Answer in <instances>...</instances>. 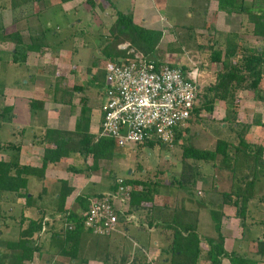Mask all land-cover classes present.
Masks as SVG:
<instances>
[{
	"label": "rangeland",
	"instance_id": "1",
	"mask_svg": "<svg viewBox=\"0 0 264 264\" xmlns=\"http://www.w3.org/2000/svg\"><path fill=\"white\" fill-rule=\"evenodd\" d=\"M33 1L39 0H25L23 3H17V0H0V151L4 152H7L10 140H14L12 135L15 126L27 121L25 119L28 117L27 110L31 109L30 100L37 101L40 106L38 112L40 109H49L46 111L47 116L59 120L64 118L61 122H68L69 116L80 114L83 106L99 109L105 103L104 67L109 57L105 55L103 49L107 44H113L114 39L109 33L113 21L109 16L112 15L114 19L115 11L109 9V15L106 16L103 12L98 15L93 12L87 14L88 12L85 11L81 15L79 13L81 18L75 28L76 36H69L66 31L58 33L59 35L49 32L41 36L29 30L30 35L17 33L20 36L18 41L11 36L15 33L12 24L24 15L23 10L32 14L31 5H35ZM244 2L247 5L259 2L263 6L264 0H244ZM208 3L205 11L202 9L203 12H207V17L187 18L188 21L184 17L181 18L183 10L181 13L176 10L173 2L170 7H166L163 12L165 19L176 16L181 26L164 25L160 29L162 38L155 51L149 55L161 61L179 64L188 72L196 71V81L200 87L197 111H194L187 126L181 130L177 141L170 145L152 141L145 144L118 146L114 149L112 164H120L116 173L122 177L129 176L126 178L139 180L146 188L151 187L154 191L152 197L157 195L159 201L164 198L165 205L169 204V200L173 206L178 205L180 196L187 200L189 192L192 194L189 196H192L191 202L194 204H197L198 199L206 200V196L214 198L217 192L219 201L226 206L227 211L223 214L229 223L234 222L236 232L243 234L245 229L243 221L253 220L251 224L254 226L249 231L257 239L264 231V155L257 160L252 155L255 153L253 152L255 146H264V129L254 124L257 119L264 122V63L261 66L262 78L258 87V98L249 90L248 93L245 92L246 97L244 95L240 98L238 92L245 88V85L239 88L234 82L226 99L214 97V91L209 87L216 83L217 73L226 70L222 61L213 60L212 54L215 51H221L222 60L227 48L239 43L241 48L235 57L236 60H240L241 54L250 53L249 49L261 48L260 50L264 52V37L253 33V24L247 14L219 12L215 0ZM77 18L78 16H75L74 20L76 21ZM72 37H77V47L76 45L72 47L70 44ZM31 42L41 43L44 50L40 54L30 53L27 60L26 58L24 60L22 53ZM116 48H121L125 52L131 49L127 42L119 43ZM31 95L42 97L43 100L29 97ZM14 101H16L17 118L13 120ZM5 106L12 108L8 112H3ZM37 118V122L41 120L39 115ZM247 123L251 125L243 133ZM72 125L73 123L71 127ZM29 133L30 130L27 134ZM69 133L71 135H68L73 137L75 131ZM244 136L253 146L248 152L251 157L245 156V160L240 164L242 159L238 158L235 161V151L238 149L236 147L240 137ZM220 139L229 143L226 152L230 158L229 163L235 169L225 168L224 157L221 155H218L215 162L183 156V149L187 145L213 150ZM4 152L1 154H5ZM6 156L2 158H7ZM116 173L113 171L114 178ZM239 178L242 184L253 181L250 188L251 197L244 217L238 216L237 208L232 203L235 199L234 195L229 198L222 196L223 193H229L234 189ZM182 184H184L183 188L180 187ZM137 185L139 184L133 187ZM185 186L189 188L185 189ZM175 196L177 199H174ZM14 199V194L7 195L5 192L0 194V229L3 241L18 238L19 226L15 218H18L19 207L17 202L12 204ZM10 202L13 215L9 218L7 209ZM191 212L193 214L184 216H190L192 220L195 211ZM26 214L32 215L31 212ZM248 229L246 228L245 235L249 236ZM213 236L216 239L217 233L215 232ZM207 248L208 244L203 243V253ZM2 250L9 252L4 248ZM145 263L147 264L148 261Z\"/></svg>",
	"mask_w": 264,
	"mask_h": 264
},
{
	"label": "crops",
	"instance_id": "2",
	"mask_svg": "<svg viewBox=\"0 0 264 264\" xmlns=\"http://www.w3.org/2000/svg\"><path fill=\"white\" fill-rule=\"evenodd\" d=\"M24 1L17 0V3H23ZM208 1L211 2V0H39L33 1L35 5H31L32 12L30 13L32 14L23 10L24 15L21 16L22 18L20 17L21 21L19 19L16 23L14 22L12 27L14 32L19 34L27 33V35H30L29 30H32L41 36L49 32L53 35H59L58 33L66 31L69 36H76L75 28L79 25V19L81 18L79 13L81 15V13L88 12L87 14H89L93 12L98 15L103 12L106 16L109 15L110 9L115 11L114 19L112 15L109 16L113 23L116 19V12L119 11L125 15H130L135 24L144 28L160 30L164 25L169 27L181 26L176 16L167 17L166 19L163 16L164 9L170 7L172 2L174 8L180 13L183 10L181 18L184 17L187 20V18L207 17V12L203 11L206 9L205 6L209 4ZM215 3L217 5V0H215ZM218 11L221 10L218 9ZM202 13L203 15H201ZM72 15L73 17H71ZM75 16H78L76 21L74 20ZM76 39L77 37L70 39L72 47L74 45L77 47ZM37 44L39 45L38 49L26 52V60L30 53L40 54L44 50L41 43L38 42ZM234 47L235 53L238 55V50L241 48L239 43ZM250 50L252 51V49H249V52ZM242 55L239 56L242 57ZM119 57L122 56L117 58ZM224 58L222 55V60ZM236 59L234 56L232 60L235 61ZM193 72L196 73V71ZM246 73L244 72V74ZM245 92L248 93L247 88L241 89L238 96L242 98L245 95L246 97ZM34 96L29 97L43 100L42 97ZM253 97L251 98L253 99ZM102 106L99 109L88 106L90 114L87 129L82 125L83 130H80L81 133L75 132L74 136L70 137L69 132L76 131L75 125L79 114L76 113L78 116L76 114H74L75 116H69L68 122H61L64 118L59 120L55 117L54 119L53 116H47L46 111L49 109H40L38 112L40 106L37 105L35 109L27 110L26 122L24 121L23 124L15 126L12 135L14 140H10L7 152L0 151V154L1 152L5 153L0 155V160L12 161L20 166H29L36 170V172L21 174L26 179V188L20 189L19 193L0 191V194L5 192L7 195H15L12 204L17 202L19 207L18 218H15L18 226L20 225L21 215L26 218L43 215L42 231L38 241L39 250L33 253L35 263L140 264L142 262V264H146L145 262L148 261L147 264H171V252L168 245L172 240V231L164 228L163 225L166 223L163 221L172 219L173 210L176 208L181 210L182 207V211H188L189 214L186 215H191V211H195V214L192 215V221L195 220L196 230L200 237V253L196 264H204V261L205 264H210L207 254L208 248L203 253L202 247L203 243L207 244L204 240L205 237L214 238L215 229L209 211L212 207L222 212L221 231L225 236V250L254 253L256 242L261 239V236L256 239L251 235L249 230L254 226L251 224L253 220L243 221L244 233L238 234L234 222L229 223L226 220L223 214L227 211L226 206H223L219 201L217 192L214 194V198H207L206 196V200L202 199L206 202L199 206L190 200H186V198H182V196H180V202L176 206L171 204V200L168 201V205L163 204L164 198L159 201L157 195L139 203L132 197L127 203H122L120 199H117L115 207L118 212V222L109 234L99 236L84 227L80 230H66V224L73 221L71 214L83 216L87 210L83 208V204H86L88 208L91 199L113 192L116 188L117 179L122 178L130 184L133 188L132 192L143 189L141 184L134 188L133 186L136 184L127 181L130 178L126 177L129 176L122 177V175L116 173L120 164H112L114 150L111 153L107 151L106 153L109 152V155L101 158L96 157L93 151L89 150L97 141L102 142L100 140L104 139V137L98 136ZM15 107L16 101L13 104V120L17 118ZM94 113H97V115H94ZM38 115L41 120L37 122ZM71 123H73L72 127ZM29 130L31 133L28 135ZM248 133L250 136L252 135L250 130ZM246 136H244V139L248 141ZM4 156L7 158H2ZM44 156H48L50 159L43 167ZM113 171L116 173L115 178L113 177ZM63 189L64 192H67L63 202L60 203V192ZM26 192L31 199L28 200L24 196ZM210 193L213 195L212 192ZM175 197L174 199H177ZM214 199L215 202H213ZM10 204L11 202L7 209L9 218L13 215V208ZM24 212H31L32 215L28 216ZM190 218V216H184L182 221L189 223ZM11 220L13 221L12 218ZM26 222L27 219L24 220L23 225ZM246 228H249V236L245 235ZM0 239L3 240L1 229ZM11 240H14V238ZM219 264H230V262L228 258L223 257ZM257 264H264V262L260 261Z\"/></svg>",
	"mask_w": 264,
	"mask_h": 264
},
{
	"label": "trees",
	"instance_id": "3",
	"mask_svg": "<svg viewBox=\"0 0 264 264\" xmlns=\"http://www.w3.org/2000/svg\"><path fill=\"white\" fill-rule=\"evenodd\" d=\"M217 8L228 14L232 12L247 14L249 21L253 24V33L256 36L264 37V3L262 6L259 2H253L252 4L247 5L244 0H217ZM110 34L114 39L113 44H107L103 49L105 55L109 57L110 60H115L118 56H127L125 50L116 48L119 43L127 42L130 48L146 55H150L155 51L156 46L162 38L161 30L144 28L143 26L135 24L130 15H125L119 11L116 12V19L110 28ZM11 36L17 38L18 41L20 40V36L17 33L12 34ZM38 48L39 45L37 43L31 42L30 44H27L26 51L22 53L23 59L26 57L27 51H35ZM235 52V47L229 46L225 52V58L223 60H221L220 50H217L212 54L213 60L222 61L226 70L217 73L216 83L209 88L214 91V97L226 99L228 98V91L231 90L232 83L234 82V85L239 88L245 85V88L252 91L254 96L258 98V87L262 78L261 66L264 63V52L257 48L250 51L247 55L242 56L240 60L233 61L232 59L236 54ZM182 68L185 70L183 66ZM244 72H247V74H244ZM29 105L31 109H35L38 104L36 100H30ZM11 108V106H5L3 107V112H8ZM208 108L210 109V107ZM194 111H197L196 107L194 108L193 113ZM80 112L81 113L79 114L75 125V132L78 134L81 133L80 130H83L82 125L83 127L85 126V129L88 127L90 109L87 106H83ZM254 124L264 128V122L260 119L255 120ZM250 125L251 124L247 123L244 126L243 133L248 130ZM180 133L181 130H178L174 141H177L180 137ZM241 135L243 136V134H240V136ZM100 141L102 142L97 141L94 146L89 148L90 151H93L96 157H107L109 152H113V150L118 147L116 142L111 138H104ZM228 144L229 143L226 140L220 139L216 142V146L213 150L198 149L192 145H187L183 149V156L194 160L215 162L218 155H221L224 157V167L229 168V170L235 169L233 165L229 163L230 158H228L226 152ZM251 146L253 145L246 141L244 137H240L238 147H236V149H238L235 151V161L238 158H241L242 160H240V164H242V161L245 160V156L251 157L248 154ZM239 148L241 150H239ZM254 149L255 151L253 152L255 153H253L252 156L256 158V160L262 158L264 155V147L259 145L255 146ZM107 151H109L108 154L106 153ZM49 159L48 156H44L43 167ZM235 161L233 160L234 164ZM30 172H36V170L29 166H20L12 161L0 160V191L19 193L20 189L26 188V179L22 177L21 174ZM127 181L132 184H143V189L141 191L134 190L132 192V198H135L137 203L152 197L154 191L153 189L151 190V187H144V183H141V181L136 179H127ZM235 184L236 185L231 192L223 193L222 196L224 198H229L234 195L235 199L232 203L237 208L238 216L244 217L248 207V201L251 197L250 188L253 181L251 180L249 183L247 182L246 185L242 184L239 178V181ZM180 187H184V184L180 185ZM188 188L189 187L185 186V189ZM66 192L67 191L64 192V189L61 190L60 203L63 202ZM148 195H150V197H148ZM189 195H192L191 192H189ZM189 195L187 196V200L191 201L192 196ZM24 196L28 200L31 199V197L27 195V192L24 193ZM196 202L197 204L202 205L205 204L206 201L198 199ZM83 208L88 209L86 204H83ZM179 209L180 208H176L173 210L172 219L163 221L166 223L163 225L164 228L172 231V240L168 245L171 252L170 261L171 264H196L200 253V237L196 230L195 220H190L189 223H184L182 219L185 214L189 213L188 211H182L183 207L181 210ZM209 211L215 232L217 233L216 239H204L208 244L207 254L210 264H219L223 257L228 258L230 264H257L260 261L264 262V231L261 235V239L256 242V250L254 253L249 254L245 252L227 251L224 247L225 236L221 231L222 212L213 207L210 208ZM71 215L73 222L76 224L74 230L82 229L83 216H78L76 214ZM26 219L27 222L23 225L24 220ZM42 220L43 215L35 218H26L21 215L18 238L16 240L6 241L0 239V264H42L33 261V253L39 250L38 241L42 229ZM3 248L9 250V252H4L2 250Z\"/></svg>",
	"mask_w": 264,
	"mask_h": 264
},
{
	"label": "built area",
	"instance_id": "4",
	"mask_svg": "<svg viewBox=\"0 0 264 264\" xmlns=\"http://www.w3.org/2000/svg\"><path fill=\"white\" fill-rule=\"evenodd\" d=\"M195 74L133 48L127 56L107 60L98 136L111 138L121 147L149 141L170 145L197 105L200 87ZM132 189L119 178L113 192L91 199L83 214V227L99 236L109 234L118 222L116 200L129 202ZM75 226L69 221L65 228Z\"/></svg>",
	"mask_w": 264,
	"mask_h": 264
}]
</instances>
